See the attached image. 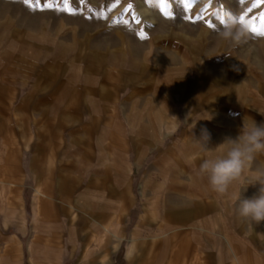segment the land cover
I'll return each mask as SVG.
<instances>
[{"label":"rangeland","instance_id":"1","mask_svg":"<svg viewBox=\"0 0 264 264\" xmlns=\"http://www.w3.org/2000/svg\"><path fill=\"white\" fill-rule=\"evenodd\" d=\"M225 10L246 45L217 39ZM261 31L264 0H0V264H264L234 214L264 154L227 193L199 171L264 123Z\"/></svg>","mask_w":264,"mask_h":264},{"label":"clouds","instance_id":"2","mask_svg":"<svg viewBox=\"0 0 264 264\" xmlns=\"http://www.w3.org/2000/svg\"><path fill=\"white\" fill-rule=\"evenodd\" d=\"M216 26L217 39L232 48L246 45L251 39V31L247 21L238 13L225 10L218 14ZM255 63L264 67V60L256 58ZM264 115V112H260ZM211 135L208 130H201V138L195 140L209 152L222 148L219 155H210L200 165V174L207 178L210 187L218 193H227L230 188L240 182L244 173L251 167L255 158L264 154V123L257 124L252 118L245 117L240 134L226 137L218 147L210 149L208 143ZM249 185H258V192L250 198L242 197ZM242 191L236 197L234 214L250 226L264 222V169L255 177H249L241 185Z\"/></svg>","mask_w":264,"mask_h":264},{"label":"crops","instance_id":"3","mask_svg":"<svg viewBox=\"0 0 264 264\" xmlns=\"http://www.w3.org/2000/svg\"><path fill=\"white\" fill-rule=\"evenodd\" d=\"M183 189H185L184 193H186V195H191L192 192V188H193V182H188L187 184H182ZM37 194L41 197V196H45L46 194L42 191H40L39 189H36ZM91 194L89 192H85L81 195V200L84 201L85 204H88L89 202H91ZM47 196V195H46ZM87 202V203H86ZM184 207V206H183ZM182 207V208H183ZM188 207V206H187ZM185 209V208H184ZM182 209V210H184ZM160 227H164V229L166 228V230H172V228L169 226V224H160ZM104 231L105 232H110L111 230L109 229V227L107 226H103ZM167 241V239H166ZM131 249V247H128V252Z\"/></svg>","mask_w":264,"mask_h":264},{"label":"snow or ice","instance_id":"4","mask_svg":"<svg viewBox=\"0 0 264 264\" xmlns=\"http://www.w3.org/2000/svg\"><path fill=\"white\" fill-rule=\"evenodd\" d=\"M25 2L27 3L28 0H25ZM149 2L151 3V0H149ZM164 2H165V0H159V3H160L161 5H163ZM182 2L184 3L185 11H188V10L192 9V7H193V3H195V0H192V2H188V0H182ZM49 7H50V5H49ZM131 7H132V5L129 4V5H128V8H131ZM126 11H127V9H126ZM161 11H162V13H163L164 16H168V17H170V16L172 15V12H171V11H165V10L163 9V7H161ZM186 19H191V17H186ZM253 32H256V29H253ZM258 34H259V35H264V31H261V32H259ZM140 35H141V38H142V39L145 38L143 33H141Z\"/></svg>","mask_w":264,"mask_h":264}]
</instances>
